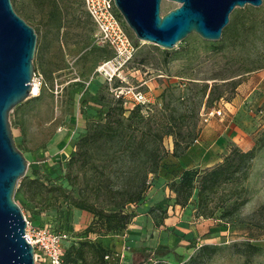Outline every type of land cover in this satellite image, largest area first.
<instances>
[{"label": "rangeland", "instance_id": "374dc122", "mask_svg": "<svg viewBox=\"0 0 264 264\" xmlns=\"http://www.w3.org/2000/svg\"><path fill=\"white\" fill-rule=\"evenodd\" d=\"M11 1L37 33L33 62L45 79L40 96L29 97L10 113L15 143L28 161L24 177L70 190L65 177L68 160L85 133L87 118L92 110L98 112L96 118H103L108 103L102 98L114 94L98 72L112 52L97 38L83 0H57V6L53 0ZM179 5L163 0L162 14ZM137 45L136 56L125 71L126 79L156 104H160L167 86L185 90V98L174 114L180 132L195 130L199 138L203 128L213 130L221 124L217 119L230 123V133L222 141L225 150L221 161L201 168L207 176L186 205L194 217L192 222L202 227L197 237H187V246L194 248L192 256L202 245H208L217 251L205 264H264V255L248 263L234 249L235 244L245 243L264 249V0L261 6L235 8L219 40L191 33L172 49L144 41ZM95 81L98 91L92 93L90 85ZM214 109H222V115L206 122L203 116ZM170 138L175 143L174 136L167 137L165 150ZM21 182L22 178L14 198L24 215L35 224L51 226L70 236L64 264H121L110 248V258L107 254L103 259L95 255L103 246L99 241L103 234L89 232L93 215L68 207L51 194L31 200L20 188ZM206 226L212 229L205 232ZM192 231L191 227L185 234L169 229L164 238H186ZM90 240L94 246L88 257L70 261L73 248ZM171 250L165 243L158 245L145 264L190 261L191 257L185 261ZM169 251L176 259L173 262L167 258ZM128 259L132 260L130 255Z\"/></svg>", "mask_w": 264, "mask_h": 264}, {"label": "trees", "instance_id": "16d2710c", "mask_svg": "<svg viewBox=\"0 0 264 264\" xmlns=\"http://www.w3.org/2000/svg\"><path fill=\"white\" fill-rule=\"evenodd\" d=\"M52 3L57 6V0ZM136 42L139 41L136 39ZM184 98L185 90L170 85L162 91L160 104L137 105L128 110L122 97L103 96L108 103L103 118L95 117L87 122L85 133L68 160L65 177L70 190L26 177L22 178L20 188L31 200L51 194V198L68 207L91 213L94 218L89 232L107 235L126 229L133 219L128 207L146 200L151 178L161 170L167 154L166 138L174 136L175 156L197 139L195 130L183 134L177 127L174 114ZM201 170L181 169L174 174L169 188L175 194V204L187 205L207 176ZM93 246L92 240L82 242L73 248L70 261L86 259ZM99 249L95 254L98 258L109 254L104 246ZM234 249L248 263L264 255V249L252 243L235 244ZM216 251L202 245L186 264H205Z\"/></svg>", "mask_w": 264, "mask_h": 264}, {"label": "water", "instance_id": "95a60500", "mask_svg": "<svg viewBox=\"0 0 264 264\" xmlns=\"http://www.w3.org/2000/svg\"><path fill=\"white\" fill-rule=\"evenodd\" d=\"M180 5L162 14L163 0H115L139 41L174 48L191 33L219 40L237 7L261 6L263 0H170ZM37 33L0 0V264H36L35 248L25 237L27 221L14 195L28 161L16 145L11 111L30 97L35 72Z\"/></svg>", "mask_w": 264, "mask_h": 264}, {"label": "crops", "instance_id": "0c3cea01", "mask_svg": "<svg viewBox=\"0 0 264 264\" xmlns=\"http://www.w3.org/2000/svg\"><path fill=\"white\" fill-rule=\"evenodd\" d=\"M90 90L92 93H96L98 82H92ZM97 113L92 110L87 121L97 117ZM217 120L221 121V124L213 130L203 128L200 137L177 156L173 155L175 147L173 139L170 138V145L167 146V154L162 160L161 170L151 178L152 185L146 200L138 205H130L127 209L133 214L132 222L122 233L100 237L99 241L105 248L114 251V257L120 259L121 264H133V262L145 264L144 260L152 249L164 243L169 245L175 255L183 256L185 261L192 256L194 248L187 246L189 243L187 237H197L202 227L198 222H192L194 217L186 206L175 204V194L170 190L169 183L173 180L174 174L181 169L209 168L221 161V153L225 150L222 141L230 133L228 130L230 123L222 122L223 118ZM78 210L89 213L81 209ZM158 219L161 221L156 223L155 220ZM190 227L194 232L192 231L190 236L187 234L186 238L175 235H171V239L164 238L169 229L185 234L189 232ZM204 229H207L204 231L208 232L212 227L208 229L206 226ZM171 251L167 253L169 255L167 258L173 262L176 259L173 254H170ZM128 255H130L131 261H129Z\"/></svg>", "mask_w": 264, "mask_h": 264}, {"label": "built area", "instance_id": "2783aa9c", "mask_svg": "<svg viewBox=\"0 0 264 264\" xmlns=\"http://www.w3.org/2000/svg\"><path fill=\"white\" fill-rule=\"evenodd\" d=\"M84 8L92 20L96 36L107 47L112 55L104 60L98 72L111 86L116 97H122L124 106L130 110L137 105L153 104L154 101L146 92L137 89L126 79V69L134 60L138 45L132 30L115 4V0H83ZM119 82V85H116ZM30 97L41 95L45 79L42 73L35 70L32 78ZM222 109H214L205 114L204 120L208 122L213 116H221ZM27 227L25 237H29L35 248V263L64 264L66 243L70 236L51 226H40L31 221L26 215ZM106 258H110L107 254Z\"/></svg>", "mask_w": 264, "mask_h": 264}]
</instances>
